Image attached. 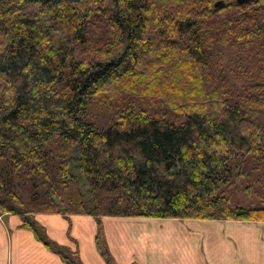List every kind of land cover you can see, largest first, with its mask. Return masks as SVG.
<instances>
[{"label": "trees", "instance_id": "16d2710c", "mask_svg": "<svg viewBox=\"0 0 264 264\" xmlns=\"http://www.w3.org/2000/svg\"><path fill=\"white\" fill-rule=\"evenodd\" d=\"M43 214L264 223V0H0V215L82 264Z\"/></svg>", "mask_w": 264, "mask_h": 264}, {"label": "crops", "instance_id": "0c3cea01", "mask_svg": "<svg viewBox=\"0 0 264 264\" xmlns=\"http://www.w3.org/2000/svg\"><path fill=\"white\" fill-rule=\"evenodd\" d=\"M33 220L57 245L77 249L82 264H106L91 216L43 214ZM21 224L18 216L0 215V264H66ZM102 226L116 264H198L202 243L208 264H264V223L104 217Z\"/></svg>", "mask_w": 264, "mask_h": 264}, {"label": "rangeland", "instance_id": "374dc122", "mask_svg": "<svg viewBox=\"0 0 264 264\" xmlns=\"http://www.w3.org/2000/svg\"><path fill=\"white\" fill-rule=\"evenodd\" d=\"M188 226V225H187ZM187 226H185V230H190V229H188L187 228ZM192 229V228H191ZM181 230V229H180ZM193 230V229H192ZM199 231V230H198ZM184 233V232H183ZM185 233L188 235V233H189V231H185ZM177 234V233H176ZM186 238L187 239H189V237L188 236H186ZM191 238V237H190ZM190 240V239H189ZM104 241H105V244H106V246H107V242H106V239L104 238ZM191 242V241H190ZM198 249H200V253H201V255H202V260H199L198 261V264L199 263H201L202 262V264H208L207 262H206V257L204 256V253H205V246H204V244L202 243V244H200L199 246H198ZM208 255V254H207ZM112 262L113 263H116V260H114V259H112ZM119 264V263H118Z\"/></svg>", "mask_w": 264, "mask_h": 264}, {"label": "water", "instance_id": "95a60500", "mask_svg": "<svg viewBox=\"0 0 264 264\" xmlns=\"http://www.w3.org/2000/svg\"><path fill=\"white\" fill-rule=\"evenodd\" d=\"M250 0H235L236 4L238 5H244L246 3H248ZM223 5L222 2H218L214 5V9L217 10L219 9L221 6Z\"/></svg>", "mask_w": 264, "mask_h": 264}]
</instances>
